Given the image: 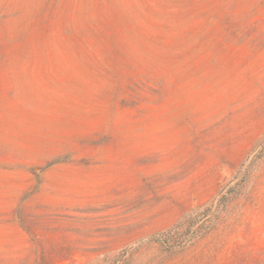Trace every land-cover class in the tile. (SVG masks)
<instances>
[{
	"label": "rangeland",
	"instance_id": "374dc122",
	"mask_svg": "<svg viewBox=\"0 0 264 264\" xmlns=\"http://www.w3.org/2000/svg\"><path fill=\"white\" fill-rule=\"evenodd\" d=\"M0 264H264V0H0Z\"/></svg>",
	"mask_w": 264,
	"mask_h": 264
}]
</instances>
